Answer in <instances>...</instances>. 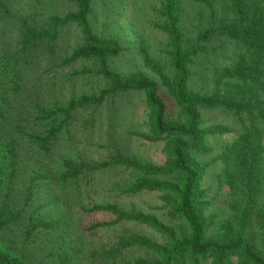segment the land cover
<instances>
[{
	"label": "rangeland",
	"instance_id": "1",
	"mask_svg": "<svg viewBox=\"0 0 264 264\" xmlns=\"http://www.w3.org/2000/svg\"><path fill=\"white\" fill-rule=\"evenodd\" d=\"M59 10L66 12L70 7L61 5ZM162 10L161 0H94L92 26L99 37L116 38L123 46L122 55L111 60V68L126 79L144 74L156 81L170 125L184 126L181 109L170 91L176 76L172 67L173 48L165 32L167 24ZM177 15L178 25L188 41L198 36L209 12L195 0H177ZM12 37V34L4 37L0 30V40ZM83 42L80 29L71 24L63 29L57 52L43 46L30 52L15 48L12 57L4 59V65L0 66V105L8 111L13 131L20 124L25 132L23 136L30 139L27 132L43 130L35 123L47 122L37 119L40 115L37 106L44 109L63 106L71 98L99 96L102 91L111 89L110 82L99 74L95 60L65 61L72 49ZM219 53L222 62L233 54L232 50ZM206 62L207 59L202 58L189 64L196 87L204 82ZM7 66L16 69L18 85L14 74L5 71ZM199 114L201 136L195 148L189 149V139L168 133L156 134L154 109L145 92H111L102 104L91 103L73 112L66 121L69 124L66 135L57 143L46 145L48 149L32 146L23 139L18 165L21 178L43 172L47 179L37 181L39 189L29 214L0 238L3 248L6 246V251L16 257H26L32 264H60L59 253L63 250L73 256L76 264H135L143 260H162L151 248L123 246V240L129 241L132 237L159 246L168 245L165 236L150 224L123 216L154 218L184 236L189 234L185 223L174 216L170 202L175 200L174 195L161 191H133L141 182L180 183L177 172L167 171L174 159L172 149L177 145L185 147L188 163L200 173L197 202L209 234L221 239L227 230L234 231L240 221L238 209L244 203L245 190L240 187V192L235 177L237 171L228 168L223 156L247 123L233 111L221 107ZM59 115L62 120L64 114ZM262 134L264 145V128ZM122 159L161 171L146 172L134 165L120 164ZM67 161L75 162L86 172L76 174L72 170L74 174L69 179L77 177L78 182L63 186L61 173L69 168ZM104 163L108 166L87 171L89 166ZM81 206L87 211H82ZM29 215L59 222L64 224V229L51 234L37 233L35 242L28 245L25 253L23 230L30 220L26 219ZM185 264L192 262L188 260Z\"/></svg>",
	"mask_w": 264,
	"mask_h": 264
},
{
	"label": "trees",
	"instance_id": "2",
	"mask_svg": "<svg viewBox=\"0 0 264 264\" xmlns=\"http://www.w3.org/2000/svg\"><path fill=\"white\" fill-rule=\"evenodd\" d=\"M195 2L203 4L208 9L209 16L198 31V36L187 41L178 25L177 0H161L162 16L167 24L165 32L173 48L172 67L176 76L170 91L181 109L185 121L182 126L170 125L166 105L159 95L156 81L144 74L126 79L111 68V60L122 55L123 46L118 39L102 38L94 31V0H0V30L4 37L5 34L14 36L0 40V66L4 65L5 58L12 57L15 48L30 52L43 46L57 52L63 29L73 24L80 29L84 42L72 49L71 56L66 57L65 61L73 63L78 60H95L99 66V74L112 85L110 90L102 91L99 96L71 98L63 106L45 109L37 106L40 113L37 119L47 122H36L35 125L43 130L27 132L30 139L23 136L25 132L20 124L14 131L10 128L8 111L0 105V238L6 230L21 223L29 214V208L35 202L36 190L39 189L37 181L47 179L43 172L30 178H21L18 165L21 163L19 151L23 147V139H27L32 146L48 149L46 145H53L66 135L69 125L66 121L73 112L91 103L102 104L111 92L143 91L154 109L153 128L156 134L168 133L189 139V149L195 148L201 136V111L221 107L233 111L247 123L223 156L228 168L237 171L235 177L239 181L240 192L241 188L245 190V200L238 209L240 221L237 228L234 231L227 230V234L221 239L211 236L197 202L200 173L188 163L185 147L174 146V159L167 171L177 172L180 183L141 182L133 191H161L174 195L175 200H170L174 216L185 223L189 234L184 236L154 218L123 216L150 224L168 241L167 246H159L140 237L123 240L125 248L131 245L148 247L162 258L160 261L143 260L135 264H185L188 260L192 264H199L201 261L206 264H264V0ZM61 5H68L70 10L60 11ZM228 50H232L233 54L222 62L219 52L226 54ZM202 58L207 59L206 75L203 77V84L196 87L193 85L194 75L189 64ZM9 67L5 71L14 74L18 85V73L14 67ZM59 113L64 114L62 120ZM43 126L45 127L42 128ZM121 163L134 165L124 159ZM67 165L68 170L61 173L63 186L78 182L77 177L69 179L74 174L72 170L76 174L86 172L80 170L81 167L75 162L67 161ZM107 166V163L89 166L87 171ZM134 167L146 172L161 171L138 164ZM81 208L82 211H87L85 206ZM26 219L30 220L23 230L25 253L28 245L35 242L37 233L51 234L64 229V224L51 222L41 216L29 215ZM69 254L66 250L59 253L60 264H76ZM0 264L32 263L26 257H16L7 252L6 246L4 249L0 242Z\"/></svg>",
	"mask_w": 264,
	"mask_h": 264
}]
</instances>
